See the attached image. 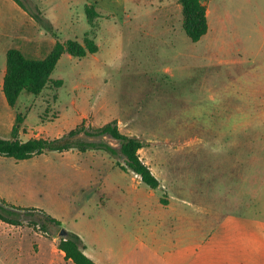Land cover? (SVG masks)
<instances>
[{"label": "rangeland", "instance_id": "rangeland-1", "mask_svg": "<svg viewBox=\"0 0 264 264\" xmlns=\"http://www.w3.org/2000/svg\"><path fill=\"white\" fill-rule=\"evenodd\" d=\"M22 2L0 0V137L11 138L17 120L22 140L116 120L143 141L139 156L160 186L100 148L0 154V198L61 221L49 234L0 221V264H41L31 245L42 264H72L58 248L62 228L96 264H179L182 250L228 231L226 220H264V96L245 90L264 78V0H204L209 29L197 42L181 0ZM85 37L97 51L64 53L50 77L60 87L24 90L9 105L8 49L43 58L58 41Z\"/></svg>", "mask_w": 264, "mask_h": 264}, {"label": "trees", "instance_id": "trees-1", "mask_svg": "<svg viewBox=\"0 0 264 264\" xmlns=\"http://www.w3.org/2000/svg\"><path fill=\"white\" fill-rule=\"evenodd\" d=\"M23 6L22 0H14ZM204 0H181L184 15V29L193 42L199 41L207 34L209 29L207 9ZM85 43L76 40L57 42L55 47L43 58H35L26 55L19 48H11L7 52V66L3 81V92L7 102L15 106L18 98L24 90L36 95L40 94L51 82L56 87L62 85V80L53 81L50 77L56 65L64 53L83 57L88 52H96L97 46L88 37ZM19 119V116H18ZM19 120L12 128L11 138L0 137V154L14 157L16 159H27L36 154L47 151H65L72 148L87 150L90 147L100 148L115 156L118 160L123 159L126 168L138 174L142 181L149 187L155 189L160 186V180L154 175L151 168L143 162L139 156V150L143 147V141L136 137L123 133L116 120H112L103 126L88 130L84 125L72 129L65 135L57 138H36L27 140L18 138ZM80 133L88 137L100 138L98 141L85 139H74ZM106 137L117 140L119 147L112 145ZM25 211L29 218L23 219L21 213ZM36 209L10 208L5 200L0 198V219L15 225L39 226V229L50 233L51 226H61V221L51 215L41 212V218H31L37 214ZM58 248L65 252V258L72 260L74 264H96L85 250L87 248L82 237L69 232L66 237L59 238Z\"/></svg>", "mask_w": 264, "mask_h": 264}, {"label": "crops", "instance_id": "crops-1", "mask_svg": "<svg viewBox=\"0 0 264 264\" xmlns=\"http://www.w3.org/2000/svg\"><path fill=\"white\" fill-rule=\"evenodd\" d=\"M260 76L258 83L254 81L248 83L245 89L248 92L246 94L248 97L261 98L264 96V78H260ZM257 104L260 107L259 112H264V102L257 98ZM0 221L11 226L10 229H19L21 226L7 223L1 219ZM226 221L224 224L229 226L228 231L218 235V238L211 235V238L207 240L208 244H206L207 242L194 244L191 248L182 250L179 253V264H264V220L235 217ZM1 227L2 224H0V232L3 233ZM35 236L37 237V234ZM28 250L40 257L42 264L41 256L35 251L33 245ZM62 252L65 258V252ZM68 261L74 264L72 260Z\"/></svg>", "mask_w": 264, "mask_h": 264}, {"label": "water", "instance_id": "water-1", "mask_svg": "<svg viewBox=\"0 0 264 264\" xmlns=\"http://www.w3.org/2000/svg\"><path fill=\"white\" fill-rule=\"evenodd\" d=\"M68 233H69V231H68L67 229L62 228V229L60 230V232H59V236H60L61 238H63V237H66V236L68 235Z\"/></svg>", "mask_w": 264, "mask_h": 264}]
</instances>
